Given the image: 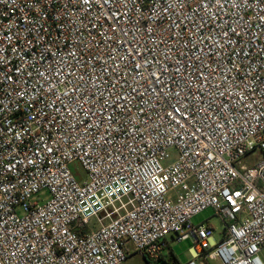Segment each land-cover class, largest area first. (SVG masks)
Here are the masks:
<instances>
[{
  "label": "built area",
  "instance_id": "obj_1",
  "mask_svg": "<svg viewBox=\"0 0 264 264\" xmlns=\"http://www.w3.org/2000/svg\"><path fill=\"white\" fill-rule=\"evenodd\" d=\"M256 150L264 0H0V264H264Z\"/></svg>",
  "mask_w": 264,
  "mask_h": 264
},
{
  "label": "rangeland",
  "instance_id": "obj_2",
  "mask_svg": "<svg viewBox=\"0 0 264 264\" xmlns=\"http://www.w3.org/2000/svg\"><path fill=\"white\" fill-rule=\"evenodd\" d=\"M263 155L264 153L262 151L256 150L253 153H251L249 156H247L244 159V162L245 163L247 162L248 164L254 163L256 160L260 159ZM71 168L74 174L76 175L77 179L83 180L85 178L86 171L80 161H74L71 164ZM46 196H47L46 193L39 194L37 198H44ZM193 221L195 223L206 222L212 225L214 227L213 239L215 241L220 240L223 230L225 228V223L220 219L218 215H216L215 210L213 208H208L200 212L199 214L195 215L193 217ZM167 240H168L169 248H166L161 260L153 261L147 259L142 253L133 250L128 256V258L122 264H169V262L171 264H176V261L179 262L177 264H181L191 258V253H192L191 248L194 246V243L192 242L191 239L179 241L177 239H174L173 236L169 234ZM261 254L264 259V251ZM164 256L165 258H167V260H169V262L164 259ZM215 263H217V261H215Z\"/></svg>",
  "mask_w": 264,
  "mask_h": 264
},
{
  "label": "trees",
  "instance_id": "obj_3",
  "mask_svg": "<svg viewBox=\"0 0 264 264\" xmlns=\"http://www.w3.org/2000/svg\"><path fill=\"white\" fill-rule=\"evenodd\" d=\"M167 248H169V246H167ZM162 257H163V255L158 259V260H161L162 259ZM145 258H147V259H149L148 257H146L145 256ZM164 259L166 260V261H168L169 262V260H167V258H165V256H164ZM177 263H179L178 261H176V264ZM169 264H171L170 262H169Z\"/></svg>",
  "mask_w": 264,
  "mask_h": 264
}]
</instances>
